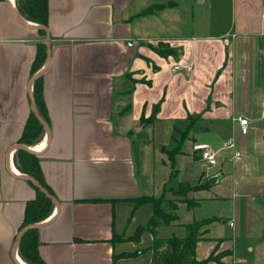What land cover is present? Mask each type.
I'll list each match as a JSON object with an SVG mask.
<instances>
[{
    "label": "crops",
    "instance_id": "0c3cea01",
    "mask_svg": "<svg viewBox=\"0 0 264 264\" xmlns=\"http://www.w3.org/2000/svg\"><path fill=\"white\" fill-rule=\"evenodd\" d=\"M217 1L47 0L44 30L15 0H0V264H26L14 244L36 190L13 157L34 115L37 79L47 121L35 109L48 131L35 117L42 138L21 146L39 158L58 203L32 228L44 264H150L152 236L128 238L152 214L135 199L161 195L179 201V225L158 229L161 238L210 220L196 260L214 253L209 264H264V0H228L222 30L214 14L203 15L217 14ZM47 35L49 60L36 69ZM159 44L174 53L161 56ZM156 104L155 121L140 124ZM229 139L234 148H221ZM196 144L217 152L215 165ZM183 185L196 188L183 195ZM241 236L251 255L236 258Z\"/></svg>",
    "mask_w": 264,
    "mask_h": 264
},
{
    "label": "trees",
    "instance_id": "16d2710c",
    "mask_svg": "<svg viewBox=\"0 0 264 264\" xmlns=\"http://www.w3.org/2000/svg\"><path fill=\"white\" fill-rule=\"evenodd\" d=\"M15 6L21 17L26 21L37 25H46L47 0H15ZM159 7L161 6L156 5L155 7H151V9ZM40 32L45 35L44 31ZM153 49L161 56L174 53L172 49L163 44H159L155 48L153 47ZM45 59L46 47L44 44L39 43L34 67L39 69ZM32 95L38 113L47 121L41 82L39 79L35 80L33 83ZM129 106L130 104L125 107L127 111ZM158 108V104L154 105L151 115L146 118L141 115L140 124L144 126L151 125L156 119ZM188 129L187 126L185 130L186 133ZM185 132L182 134L181 140L184 138ZM42 134V126L36 120L35 116L30 113L18 143L33 147L41 140ZM13 159L15 167L20 173L33 178L48 194H51L49 187L43 180L39 167V158L36 155L28 153L23 149H18L14 153ZM33 187L36 190V197L34 200L26 203L27 205L25 207L21 229L45 221L49 217L53 206L48 197L36 186L33 185ZM181 188L183 190L181 193L184 195L188 192L187 190H194L196 187L191 188L190 186L183 185ZM184 202L187 206L190 205V200H184ZM135 203H150L152 205V214L146 225L139 227L135 233L128 238V240L137 243L144 232H148L152 236L153 255L150 264H209L214 261L218 262V256H214V253H211L208 258L200 261L196 260L194 257L195 245L204 233L202 228L204 225L208 224L210 220L193 221L190 224L182 225L185 231L183 236L171 234L169 237L161 238L158 234V229L179 225H177L178 217L176 214L179 201L166 199L161 195L157 198L153 196L136 198ZM36 232V229H29L24 232L17 245L18 256L26 264H44L38 253L39 240ZM127 256L132 255L128 254Z\"/></svg>",
    "mask_w": 264,
    "mask_h": 264
},
{
    "label": "rangeland",
    "instance_id": "374dc122",
    "mask_svg": "<svg viewBox=\"0 0 264 264\" xmlns=\"http://www.w3.org/2000/svg\"><path fill=\"white\" fill-rule=\"evenodd\" d=\"M205 4H207V2H205ZM205 4H204V7H205ZM217 4H218L217 14H215L216 11L213 10V12L205 11L203 15H205L204 17L206 19V14H209V16L211 14H214L215 18L219 19V23H220V25H218L217 27H219V29L222 30L224 26V22L228 21L229 19V1L228 0H218ZM197 7H198V1H197V4H195V9H197ZM227 238H230L231 241H233L232 237L228 236ZM231 249L233 251L232 256L236 258H244V257L251 255L250 251L246 248L243 236H241L238 239L235 238L234 249L233 248ZM141 252L146 253L147 250H143ZM127 254H130L132 255L130 257H133V256H137L139 252L137 250L133 253L129 252Z\"/></svg>",
    "mask_w": 264,
    "mask_h": 264
},
{
    "label": "built area",
    "instance_id": "2783aa9c",
    "mask_svg": "<svg viewBox=\"0 0 264 264\" xmlns=\"http://www.w3.org/2000/svg\"><path fill=\"white\" fill-rule=\"evenodd\" d=\"M128 46H131V43H128ZM173 71H178V70H183L185 73H189L191 71V66L190 65H186V66H181L179 64H175L173 65ZM237 122L239 124V129H240V133L241 134H245L246 131H247V126H248V123H247V120L243 117H238L237 119ZM193 150L196 151V152H199V155H200V159L202 161H204L205 164L207 165H215L216 163V154L217 152L215 150H212L211 148H209L207 145H203V144H196V145H193ZM221 148H231L233 149L234 148V141L229 139V140H226L222 143V146ZM235 155H238V153H234V156ZM230 226H232L233 224L230 223L229 224Z\"/></svg>",
    "mask_w": 264,
    "mask_h": 264
},
{
    "label": "water",
    "instance_id": "95a60500",
    "mask_svg": "<svg viewBox=\"0 0 264 264\" xmlns=\"http://www.w3.org/2000/svg\"><path fill=\"white\" fill-rule=\"evenodd\" d=\"M39 28H42V29H44V30H46L45 29V27H43V26H38ZM47 34V33H46ZM45 45H46V55H47V61L49 60V42H48V35H47V38H46V40H45ZM31 109H32V111H33V113H34V115H35V117L38 119V121L39 122H41L42 124H43V126L46 128V131H48V128H47V125L42 121V119L39 117V115L37 114V112H36V109H35V106H34V103L31 101ZM16 147L17 148H22V149H24V150H26V151H28V152H30V153H33L32 151H31V149H28V148H26V147H24V146H21V145H16ZM23 178H25L27 181H30L33 185H35L46 197H48L51 201H53V203L57 206L58 205V203H57V201L53 198V196H51L50 194H48L38 183H37V181H35L33 178H31V177H28V176H23ZM214 181V179H211V182H213ZM37 226H39V225H31V226H27V227H24L21 231H20V233H19V235H18V237H17V240H16V242H15V244H14V251L17 249V245H18V241H19V239H20V237L23 235V233L24 232H26L27 230H29V229H32V228H35V227H37Z\"/></svg>",
    "mask_w": 264,
    "mask_h": 264
}]
</instances>
